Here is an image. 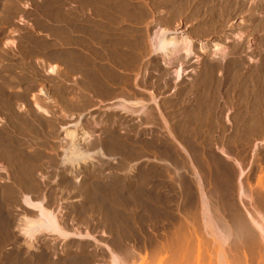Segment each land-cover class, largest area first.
Here are the masks:
<instances>
[{
  "label": "rangeland",
  "instance_id": "obj_1",
  "mask_svg": "<svg viewBox=\"0 0 264 264\" xmlns=\"http://www.w3.org/2000/svg\"><path fill=\"white\" fill-rule=\"evenodd\" d=\"M159 29L186 35L194 56L164 64L149 46ZM181 62L188 74L175 82ZM71 130L94 154L80 166L63 161ZM263 158L264 0H0V264L18 253L23 264L42 251L63 257L69 240L86 241L85 255L103 264L117 234L105 210L116 209L133 218L137 238L128 246L146 258L138 264H159L147 258L146 242L165 222L141 224L143 210L173 195L185 205L186 180L197 200L198 183L214 190L223 170L234 183L238 163L243 182L264 193ZM24 197L43 200L62 227L90 236L45 235L30 244L21 221L37 210ZM212 241L188 264H264L226 245L221 260Z\"/></svg>",
  "mask_w": 264,
  "mask_h": 264
},
{
  "label": "bare ground",
  "instance_id": "obj_2",
  "mask_svg": "<svg viewBox=\"0 0 264 264\" xmlns=\"http://www.w3.org/2000/svg\"><path fill=\"white\" fill-rule=\"evenodd\" d=\"M169 32H170L169 29H159V30L155 31V33L152 34L149 38V44H150L149 46H150L151 51L158 52L159 54L161 53L163 55L162 59H163L164 64L171 65V63H174V58L180 57L181 59L178 58L177 60H182V57H183V59H184L183 61H185V59L189 60V58L191 56H194L193 54H195L196 48L194 47L193 41H191L188 37H185L186 35L184 37H182V39L181 38L179 39L175 36H168ZM202 45H201V50L207 51L206 50L207 47H203ZM214 48H215L216 55H218L219 54L218 52H220L222 49L221 45H216V47H214ZM213 51H214V49H213ZM222 55L223 54H221V56ZM198 61H200V60L198 59ZM182 63H184V62H181L180 63L181 65L179 64V67H177V69H175V71L173 72L175 82H177L179 80L181 81L182 78L184 77V75L187 73V71L183 68L184 64H182ZM48 69L52 73H59L60 72L57 64L56 65L50 64L48 66ZM109 76H111V75L109 74ZM246 76H247V74H246ZM111 78H112V76H111ZM237 78H238V76H237ZM95 79L96 78L91 77L89 75V80L91 82L97 81ZM100 81H102V80H100ZM100 81H99V83H101ZM110 81H111V79H110ZM111 82H114V80ZM243 92H245V91H243ZM39 94H41V93H39ZM36 101H37V103H36ZM36 101H35V105L39 106V110L41 108L43 111H47L42 106V104L41 105L39 104V102H38L39 99ZM128 106H130V105L127 104V107ZM127 107L125 104V105H123V107H119V108L120 109L123 108V110H124V109H127ZM131 107H133V106H131ZM141 107H145V106L142 105ZM142 109L143 108H141L140 111H142ZM130 110H132L131 112L133 113V108H131ZM124 111H126V110H124ZM127 112H129V110ZM145 114H147V112H145ZM214 117H215V115H214ZM205 122H207V121H205ZM79 128H81V127H79ZM81 129L83 130V132L81 131L82 133L81 132L80 133L82 134L83 137L87 136V135L90 136V133H89L90 130L85 131L84 127ZM67 135L71 139L72 145L70 144L71 146H69V148L65 149L66 151H65V154L63 156L64 163H67V164L69 163L72 165L76 164V165L80 166V165H82V162L83 163L87 162L90 158H92V156H94V154H92L90 152V149H86V147H89V146H86L84 149H82L80 146H78L76 144L77 142L75 140L78 136H76L75 130L74 131L71 130L69 132L67 131ZM77 135H79L78 132H77ZM100 150L95 151L94 153H96V154L100 153L101 152ZM221 152L223 153V155L229 156V154L224 149H221ZM167 160H169V159H167ZM197 165H199V164H197ZM238 165H239V173H238L236 181L234 183H231L230 182L231 179L229 180L226 177L227 173L225 175L224 170L221 172L220 181L218 180V182H219L217 185L218 187H216L214 190L211 191V189H209V188L207 190L205 188V186L203 187L201 182L198 183L199 193H200V197H201V199L199 197V199H198L199 201L197 200V198H198L197 196H199V195L195 191L194 185L190 181L186 180L184 182L186 184L184 188H186V190H187L186 195H188V196H185V197H187V203L185 205H183V204L180 205V203H182V202L179 203L178 202L179 200L177 199V197L173 195L171 197L166 196L165 198H161L159 201L160 207L158 210L154 206H150V204H149V206H147L148 208L146 207V209L143 210V212L146 214L145 215L141 214L139 216V219L137 220L141 224L148 222V223H151V225L155 224L153 226L158 227V226H160L159 223L165 222L164 226H163L164 227L163 228L164 229L163 234L157 233L156 236H149V238H147L146 243L148 244V247L150 248L149 249L150 255L147 258H150L153 263L156 261H159V264H188V262H190L194 258L198 259L199 258L198 256H202V255H200V253H201L203 247H206V249H207V246L211 247V245H209V244H211L212 240L216 241V245H217L216 251L219 252V258H221V260H223L225 258L224 257L225 253L223 251L224 250L223 247L225 245L227 247H229L228 249H230V251H232L233 253L235 252L237 255L242 251L245 254L248 253L251 257L250 260H252V262H254L256 254L261 255L262 259L264 258V193H262L263 191L261 192L260 189L259 190L254 189L250 185L251 183L248 182L250 186H247L248 184L246 185L243 182L242 176H243L244 171L241 168L242 167L241 164L238 163ZM260 169H262V168H260ZM207 171L209 172V170H207ZM263 179H264V177L263 178L261 177L260 181H259L260 182L259 186H261L262 188H264V180ZM28 187H30V186H28ZM196 194H197V196H196ZM245 200H246V202L249 201L248 206H246ZM24 201L29 207H33V209L36 208V210H37V214L35 213V215L33 217H26L24 220L21 221V231L26 236L25 238L28 239V242L30 244L35 245V243L38 242L40 239H42V237H44L45 235H52V236L58 235L57 237L62 236L64 238H67L68 236H73L74 238H77V239L79 237H85L88 235L90 236V234H87V233L84 234V233L77 231V230L69 231V230H66L64 227H62V224H60L59 220L57 219L55 212L46 208L42 202L43 200L42 201H32L30 199V197H26L24 199ZM102 203H103V201H102ZM106 204L107 203L105 202V205ZM241 207H243V209ZM100 210L102 212V210H104V209H100ZM105 212L108 214V216L106 214V217H108L107 219L109 221V222L108 221H105V222L106 223L108 222V224L113 226L115 228L114 232L116 230L117 234L113 238L112 248H110V255H108V257H106V255L101 256V258L104 259L103 264H138V262L142 263V261H144V263H145L146 258L143 257V255L140 253L141 249L137 248V250H139V251H135V250L133 251L128 246L130 239H132L133 237L137 238V236L135 235L136 229L134 230L133 229L134 227L131 228L133 218L131 221V219H129L128 215L124 216V215H122L124 213L120 214L121 212H119L117 209L114 211L105 210ZM134 213H135V211H134ZM179 215L180 216L182 215V217H184V218L181 219V217H179ZM137 221H136V223H137ZM136 223H135V225H136ZM146 225H149V224H146ZM123 226H125V227H123ZM74 238H72V239H74ZM64 242H65V240H64ZM86 244H88V243H86V241L85 242H83V241H77L76 242L75 240H69L64 246V247H66L64 250L66 255H64L63 257H59V258L55 259L54 257L51 256V253L49 254L47 251H42V252H40V254H34V255L32 254V259H31V261L29 260L30 261L29 264H96L97 262L95 261V258H96L95 256H99V255H95V256H92L93 254L91 256L85 255V252L83 249H84V245H86ZM146 247H147V245H146ZM73 248H76V250L77 249L80 250V253H72ZM243 252H242V254H243ZM164 255H167L165 257V259H164ZM161 256H163L162 257L163 261H161ZM224 260L222 261V264H230V262H228L227 260H225V261ZM239 260L241 261L240 258H239ZM27 262H28V259H27ZM23 263H26V262L20 261V255L18 253L15 256V258L12 260L11 264H23ZM99 264H101V262Z\"/></svg>",
  "mask_w": 264,
  "mask_h": 264
}]
</instances>
